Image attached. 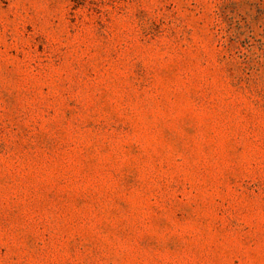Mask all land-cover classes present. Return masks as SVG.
I'll use <instances>...</instances> for the list:
<instances>
[{
  "label": "rangeland",
  "instance_id": "obj_1",
  "mask_svg": "<svg viewBox=\"0 0 264 264\" xmlns=\"http://www.w3.org/2000/svg\"><path fill=\"white\" fill-rule=\"evenodd\" d=\"M0 264H264V0H0Z\"/></svg>",
  "mask_w": 264,
  "mask_h": 264
}]
</instances>
